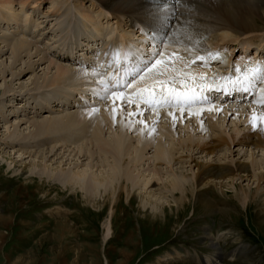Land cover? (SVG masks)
Listing matches in <instances>:
<instances>
[{"label": "rangeland", "instance_id": "1", "mask_svg": "<svg viewBox=\"0 0 264 264\" xmlns=\"http://www.w3.org/2000/svg\"><path fill=\"white\" fill-rule=\"evenodd\" d=\"M5 1L7 0H0L2 10H0V264H209L206 262V256L214 253L217 262L214 260L213 264H264V206H261L263 202L256 196L255 199L251 198L250 204L243 205L244 202L238 196L241 188L246 190L255 188L254 179L249 181L248 177L236 178L233 182L225 180L209 194V189L199 191L203 192V195L198 192L201 196L199 194L192 196L190 193L185 200L186 207L176 206L174 202L180 193H177L175 198L164 194L161 201H171L172 208L165 204L167 208L164 216L161 214L155 217L150 210L149 212L141 205L143 198L150 199L148 196L150 194L144 190L141 192L143 194L136 192L135 196L130 197L125 193L111 196V193L110 196H97L93 200V197H86L79 189L72 190L70 184L65 183L62 173L64 170L71 173L78 171L77 162L73 161L72 156L77 152L74 151L75 146H79L83 140V142L88 140L84 136V131L74 126L75 129L72 130L60 129L40 136L35 134L36 127H34L35 123L43 119L65 115L68 112L77 113L79 110L82 113L81 111L98 109L92 114L96 113L99 116L102 110L114 108L116 118L113 123H110L109 119L107 121L103 119L107 123L103 122L105 127L101 129L103 134L105 132L103 135L105 139H111L114 130L123 132L128 139H133V146L141 145L138 142L143 140L153 139L155 142L163 143L162 145L167 148H172V151L177 149L179 155L183 151L181 143L190 136L206 139L208 136L224 135L228 138V135H235L238 131L243 133L250 127L254 117L255 120L262 118L264 120V107L253 102V95L251 96L253 101L250 102L232 99L220 102L215 98L216 100L210 102L203 100L187 107L182 106L184 99L182 97L179 102L181 105L167 103L152 107L132 96L131 93L132 87L134 93L139 87L148 89L154 85L156 78H153V81H144L149 77L148 71L145 74L143 72L144 75L141 74L143 79L139 81L137 80L140 76L133 78L129 90L122 87L113 90L108 86L107 99H101L96 93H103L104 85L100 83L102 79L107 84L109 80L113 81L115 75L107 76L111 71L120 67L124 69L119 64L127 59L120 58L115 53L119 48L120 36L124 35L126 46L131 47L129 64L134 70L138 69L133 67L135 63H140L141 67L144 59L148 60L139 53L152 55L158 50L161 51V55L156 58L164 62L168 61L166 67L168 71L164 70L162 64L153 69L158 74H163V78L166 77L165 88L187 91L186 85L193 81L192 77H196V79L200 78L197 80L199 87V82H209L207 80L210 78L213 79L211 83H214V85L210 84L212 87L217 82L224 81V87L227 89L233 85L232 79L238 76L243 79L247 72L241 70L242 68L239 69L238 66L240 54L245 52V48L250 47L247 54L252 53V55L254 50L260 48L258 50L264 55V28L249 36L245 33L238 37L229 29H221L217 32L219 40L214 39L216 46L211 47L209 53L198 54L199 51L193 50L192 54V51L187 52L189 49L183 50L184 52L172 51L164 46L161 49L160 45L152 49V45L140 35V31L137 29L133 31V28H130L131 21L120 17L123 21L118 24L117 19L107 18L97 6L92 7L88 0L83 2L82 0H28L23 8L20 0H13L12 8L14 7L13 10L18 13L16 17L9 9L2 8L1 4ZM86 11L90 13V18H85ZM5 15H9V18ZM27 17L28 20L25 21ZM95 20L98 22L96 25L93 23ZM261 22L263 21H258L260 27H263ZM99 28L105 31L100 32ZM223 34L227 35L225 40H222ZM209 37L211 40L209 38L208 40L212 42L213 36ZM3 39L7 41L4 43ZM19 39H26L31 43L35 56L31 57L32 59L24 56L22 61L12 65L15 60L8 41L14 43ZM86 45L92 47L91 50L86 49ZM36 50L40 51L38 56ZM73 51L74 55H77L79 65L67 58ZM174 53L176 57L172 55ZM215 53H219V57L214 55ZM99 54H102V57H99ZM202 55L208 58L205 56V60H199L198 57ZM177 58L180 60L178 61ZM207 59L212 64L209 68H215L224 79L222 76L202 75V71H198L209 70ZM246 60L248 62L251 60L250 63L254 67H264L263 57L253 62L252 58ZM29 62L32 63L31 66ZM83 65L87 66L88 76L80 75L79 78L71 79L67 76L62 83L52 82L56 81L58 66L81 68ZM193 69L198 73L193 74ZM116 73H119L120 78L122 77V73ZM165 74L171 75L167 77ZM159 77L157 76V79ZM160 80H163L162 77ZM186 81L190 82L182 86ZM194 81L196 83L195 79ZM253 81L254 85H257L249 86ZM250 83L246 82V86L250 89L256 92L264 91V84H261L264 83V79H251ZM157 85L159 86V84L155 86ZM236 86L245 88V82L235 84L234 87ZM111 91L132 96L130 98L140 102L141 109L145 111L143 115L138 114V111L135 116L130 114L131 111L138 110L135 108L136 104L122 105L123 107L118 106L117 102L112 104ZM205 92L207 96L210 94L207 90ZM204 105L206 108L219 106L220 109L217 114H214V110H211L212 113L204 112L199 120L189 113L193 108ZM59 108H64V111H58ZM167 111L175 112V122L170 115L165 114ZM153 112L155 115H160L155 120H151L152 117L155 118ZM180 112H183V115ZM90 117L89 119L85 117L89 124L85 122L86 119L84 120L90 129L88 137L92 134V128L96 123V121L92 122ZM198 122H202L204 129ZM90 124L93 125L90 127ZM8 127L10 130H7ZM60 131H63V134ZM77 138H79L78 144L75 142ZM244 144L232 143L231 150H227L223 145L215 156L203 157L196 154L192 166L190 163H185L182 168L176 160L174 163L173 161L167 163L164 159L161 160V166L163 170L165 169V173L179 169L190 174L196 162L219 165L246 162L250 166L255 160L258 164L254 169L250 166L251 172L264 173V152L256 149L251 151L248 144ZM142 145L143 150L139 156L144 165L137 164V170L133 172L134 176L147 175L148 171L143 172V169L149 167V163L153 160L151 158L157 153L154 144L146 147L142 142ZM252 146L254 148V145ZM81 157H83L80 159L81 163L89 162L88 159L86 160L87 157ZM125 158V166L129 164L134 168L133 159L136 158V154H129ZM95 170L97 169L93 168L90 172ZM129 185L131 187V184ZM155 199H158L156 194L152 196V200ZM206 200L214 204L207 203ZM204 206L209 208L205 209ZM108 222L111 223V235L105 237ZM215 241L221 242L220 245L218 244L219 251L211 245ZM177 254H179L178 259H167Z\"/></svg>", "mask_w": 264, "mask_h": 264}, {"label": "bare ground", "instance_id": "2", "mask_svg": "<svg viewBox=\"0 0 264 264\" xmlns=\"http://www.w3.org/2000/svg\"><path fill=\"white\" fill-rule=\"evenodd\" d=\"M27 1L28 0L19 1L22 8L27 3ZM83 1L85 0H82V2ZM88 1L91 3L92 7L97 6L102 12H104L107 18L111 17V19H117L116 21H118V24H120L119 22H121L122 20L120 19V17L128 19L127 21H131L132 23L129 25L130 28H133L132 29L133 31L136 29L140 31L139 32L140 35L143 36L146 41L150 42V44L152 45L151 47L152 49L153 47L163 45L165 48L172 49V51L173 50L186 51L189 49L187 52L192 51V54L194 52L193 50H197V52L199 51L198 54H200V52L205 53L206 51L209 53L208 50L211 47L216 46L215 45L216 43L214 44V42L215 40L216 41L219 40V36L217 35V32L221 29H229L230 31L233 32L234 35L238 37V35H242L245 33H247L248 34L247 36H249V34H253L254 32H257L260 29L264 28V0H88ZM1 5L3 6L2 8L9 9L13 16L15 17L18 16V13L15 12L16 10H13L14 7L12 8V6L14 5L13 0H7ZM87 12L88 11H86L84 16L85 18H90L91 15L90 13H87ZM1 15H3V13ZM8 16H6V18H9ZM111 19L109 18V20ZM26 20H28V17L25 18V21ZM258 21H263L261 22L263 27H260ZM93 23L94 25H96L98 22L97 20H95L93 21ZM98 30L100 32L105 31L100 28ZM210 35L213 36V39H212V42L214 41L213 43L210 41L211 40V37H209ZM226 36L227 35L223 34L222 40H225ZM208 38L210 40H208ZM233 40H236V39H233ZM2 41L5 43L7 39L6 40L3 39ZM119 41H120V44L118 48L119 50L118 56L120 58L127 59L129 62L131 60V51L129 48L131 47L126 46V37L124 35L122 37L120 36ZM8 42H10L9 49L11 50L12 55L14 56V60H15L12 63V65H15L19 61H22L23 60L22 58L24 56L25 57L28 56L29 58L31 57L33 58L35 56L32 52L33 46L31 45V43H29L28 40L26 41V39H21V40L19 39L16 42L13 41L14 43H11V41H8ZM91 48L92 47H90L89 45H86V49L91 50ZM248 49L245 48V53H243V55L239 58V62H238L239 69L242 68L241 70H246L247 71L246 73H249V70L254 68L253 64L250 63L251 60L248 62L246 59L252 58V62H253L254 60L258 58H262V57L264 58V55L261 54L262 51L258 50L260 48H257L256 50H254V55H252V53L247 54V52L250 51ZM36 51H34V53ZM116 52L117 50L115 51V53ZM74 53L75 52L73 51L72 52L73 63L75 64L77 63V65H79L78 64L79 61L77 62L78 60L76 57L77 55L75 56ZM39 54H40V51H37L36 56H38ZM99 57H102V54H99ZM105 57H106V54H105ZM177 60L179 61L180 58H177ZM131 63L133 64V62ZM31 65L32 63L29 62V66ZM162 65H164V67L162 66L163 68H165L164 70L168 71V68H166L168 66V61H165L164 63H162ZM207 66L209 68L210 64H208ZM86 67L87 66L85 65H83L81 68L79 67L78 68H74V67L64 68V67L58 66L56 69V81H52V82L62 83L63 80L67 76H70V79L74 77L79 78L80 75L86 77L89 75V71H86L87 69ZM133 67L140 68V63H135ZM33 68H34V65H33ZM155 71L156 70L153 69L151 72H148L149 77H147L144 81L145 82L147 80L153 81L152 79L156 78L157 76L162 77L163 80L166 78V77L163 78L164 77L163 74L160 75ZM198 71L199 72L202 71V75H207V76H212V77L213 76L220 77V75H222L215 68H211V67L209 68V70L202 69ZM198 71L196 69H193V72H194L193 74L198 73ZM19 75H21V73H19ZM112 75H115L112 82L118 83L119 85L121 84L125 85V82H126L125 72H122L121 78H120L119 73H115ZM166 75L168 77V75H171V74H165V76ZM160 77L158 78L159 80H160ZM192 78H193V81L189 83L188 85H186L185 89H188L187 92L194 93L196 98L193 101L196 100V101H199L200 103L203 101L202 97H204V94L201 93L199 90L200 87L197 86V80H199L200 78L199 79H196V77H192ZM158 79H156L155 81H157ZM194 79L196 80V83H194L195 82ZM254 81L251 82L249 86L251 87L256 86L257 84L254 85L255 83ZM48 83L50 82L48 81ZM138 83H137V86H138ZM139 84L141 85V83ZM148 84H151V83L148 82ZM212 84L214 85L213 82ZM261 84L263 85L264 83H261ZM161 87H162L161 85L159 86L157 85L156 87L152 89L154 92H156V94H158V97L161 96ZM119 88H121V86ZM243 89L244 88H241L239 86H236L233 88L228 87L227 89H224V93L221 95L224 97V99L222 97L221 100H224V101L228 100L229 98L225 97L226 94L232 95L236 92H237L236 99L242 100L243 98L244 100L245 95H247L248 92L249 94L251 92L254 97L253 102H255L257 105L264 107V91L263 90H262L263 92H256L250 89L246 91L247 93H245ZM181 92H186V91H181ZM211 92L212 91H208V93L210 94ZM117 93H120V92H117ZM163 95L164 97L167 95L165 88H164ZM124 96L129 98L131 102L127 104H123L124 101L119 97V95H117L116 97L112 96L110 98L112 101V104L117 102L118 106L120 107L122 105L132 106L136 104L135 108H137L138 110L135 109L136 111H131L130 114L136 113L137 111L139 112L138 114H142L145 112L143 109H141V105L139 104L140 102L134 100L133 98H130L132 97L130 95L124 94ZM181 99L183 98L181 97ZM184 101L185 100L183 99V102ZM204 106H197L193 108L191 112L187 111V114L189 112L191 115L196 116L199 120L202 117L204 112L205 114H207V113H212L213 111L211 112V110H214V114L215 113L217 114L220 109L219 106L217 107L212 106L210 107L211 110H209L210 109L209 107L206 108V106L205 107ZM116 107L115 109H118ZM58 111H64V108H59ZM241 111H242V108H241ZM81 112L82 113H80L79 110L77 113L68 112L65 115H58L53 118L43 119L40 122H37L34 124V127H36L35 134L40 135V136H43V135L45 136L46 134H50L60 129L67 130V128L72 130V129H75L76 127L79 129L80 127L81 128L80 131L82 130L84 131V136H86L88 140L85 142H83L84 141L83 140L79 146L77 147L75 146L74 151H77V152L75 155L73 156L71 155L72 157H74L73 161L75 160V163L77 162L76 167L78 168V171L71 173V172H66L64 170L62 173V177L66 181L65 183L70 184L69 187H71L72 190L79 189L81 192L84 193V195H86V197L87 196L91 198L93 197L92 200L95 199L97 196H106V195L110 196L111 193H112L111 196L112 195L116 196V194L119 196L125 193L127 194V197H130L131 195H134L136 192L139 194H143L141 192L144 190L148 194H150L148 195L150 196V199L143 198L141 200L142 202L141 205L143 206L144 209H147L148 211L150 210L153 213V216L159 217L161 214L164 216V213L167 208L165 207L167 206L165 204H168L172 208V205L170 203L171 201L170 202L161 201L164 194H169L170 196L175 198L177 193H180V195L178 194L179 197H176L174 202L177 204L176 206L186 207L187 203L185 204L186 202L185 200L188 198L190 193L193 196L195 194L197 195L201 193L199 191L209 189L210 190V191L208 190L209 191L208 194H209L213 189L217 188L220 182L222 184L223 181L225 180L227 181L229 180L233 182V180H235L236 178L243 179V178L248 177L249 181L251 179H254L256 181L255 182L256 186L254 189L248 188V190L241 188L238 194L239 199L242 202H244L243 205H247L249 202L250 203L252 202V199H251L252 197H254L253 199H255L256 196H258L259 201L263 202L261 206H264V173L253 174L250 169V166H252L253 169L257 167L258 163L255 160L252 161V164L250 166L246 162L237 163V164L233 163L232 165L231 164H225V165L210 164L209 162L208 164H206L203 162L202 163L196 162L195 166L192 167L191 169L192 173L190 174H187L186 172L181 171V170L179 171V169L178 171L170 170L169 172L165 173L164 172L165 169L163 170V167L161 166V163H162L161 160L163 159L166 160L167 163H170L172 161H173L172 163H174V160H176L180 164V167L185 165V163H190L191 165L196 159L195 158L196 154H200L203 157L215 156L217 155V152L221 150L223 145L226 147L227 150H231L232 149L231 145L232 143H235V142H238L240 145H245L244 143L248 144V147L251 149V151L253 149H256V150H260L264 152V120H262L263 118L251 121L250 127L246 131H244L243 133H241V131H238L236 132L235 135H228V138L224 135H220L218 137L208 136L206 139H199L195 136H190L186 141H183L181 143L183 151L181 152L182 154L179 155L178 154L179 152L177 151V149H174V151H172V148L171 149L167 148V146L162 145L163 143H160L157 141L155 142L153 139L148 140V141L140 140L141 142H138V143H140L141 145L133 146L132 145L133 139L132 140L130 138L128 139L127 136L123 132H116L114 130H113L112 138L105 139V137L103 136L105 132L103 134L102 132L103 130L101 129L104 126L103 124L106 123L104 120L107 121V119H109L110 123H113L114 118H116L114 115L115 113L114 108L113 109L108 108V109H105V111L102 110L101 115L99 116H97L96 113H94L95 115L92 114L93 111H89V110L85 112L83 111ZM121 113L123 112L121 111ZM169 113H173V112L167 111L165 114L169 115ZM196 113H199V114H196ZM153 114L152 115L150 114V116H153ZM92 115H94L93 118H92ZM86 116H87V119H89V117L91 116L90 120L91 121L93 120L92 122L95 123L96 121L95 125L92 128V134L89 137H88V134L90 132V129L87 126V124L89 123H87V119L85 118ZM132 116H135V115H132ZM158 116L160 115H155V118L152 117L151 120L157 119ZM85 119H86L85 122L87 124L84 123ZM198 123L200 127L204 129L202 122H198ZM92 125L90 124V127ZM110 128L112 129V127ZM7 130H10L9 127L7 128ZM18 131H19V127H18ZM60 132H62L63 134V131H60ZM62 138L64 137H61V139ZM78 141H79V138H77V141L75 142L78 144L79 143ZM142 142L146 147L150 144H154L155 149L157 150L156 151L157 153H156V156L154 157L152 156L153 158L151 159L153 160L150 159L152 162L149 163V167H147V169L145 170L143 169V172L148 171V174L147 175L139 174L137 176H134L133 172L137 170V166L144 165L143 163H141V158L139 156V154H141L143 150L141 149V147L143 146ZM252 145H254V148H252L253 147ZM42 153L45 154L44 152ZM132 153L136 154V158L133 159L135 163L134 168L132 166H129V164L125 166L126 164L125 157ZM177 154L178 156H175ZM80 155L84 156V158L87 157L86 160L88 159L89 162L84 163V164L81 163L80 159L83 157H81ZM93 168H96L97 170H95L96 172L93 171L91 173L90 170H92ZM98 168H100V170ZM193 168L195 169L193 170ZM250 175L252 176L249 177ZM151 183H152V186L150 187ZM129 184H131V187ZM155 194L156 196H158V199L152 200V196L154 197ZM201 195H203V192L201 193ZM206 202L207 203L209 202L210 204L212 203L214 204V202H210V200H206ZM201 203L203 202L201 201ZM212 207H214V205ZM208 208H205V209H208ZM110 224L111 223L108 222V229H107V233L105 234V237H109L111 235ZM213 238L214 237H212V240ZM218 244L220 245L221 242L215 241L211 245L213 248H215V250L219 251ZM179 254L175 255L174 257L170 256L167 259H178ZM214 260L217 262L215 253L206 256V262H208L209 264L210 263L213 264Z\"/></svg>", "mask_w": 264, "mask_h": 264}, {"label": "snow or ice", "instance_id": "3", "mask_svg": "<svg viewBox=\"0 0 264 264\" xmlns=\"http://www.w3.org/2000/svg\"><path fill=\"white\" fill-rule=\"evenodd\" d=\"M160 48L162 49L163 45H161ZM116 55H119V50H117ZM152 55H153V60H150L148 62V65L145 66V69H143V70L139 69V68L136 69L135 70L136 74H140L142 71L151 72L152 69L155 68L157 65L164 63V61H162L161 59L156 58V57H159L161 55V51L160 50L156 51ZM175 55L176 54L174 53L173 56L175 57ZM209 55H213V54L210 53ZM214 55L219 57V53H215ZM198 59L203 61V60H205V56L202 55V56L198 57ZM237 71H239V69H237ZM249 73H246L243 76V79H241V77L238 76V77L232 79L231 82L233 84H240V83H244V82L250 83L251 79H253V78L264 79V67H261V66L254 67V68L249 70ZM140 79H143V75H140ZM100 83L104 85V90H103V93H96V95L100 96L101 99H107L108 98V92H109L108 84L104 80H101ZM128 83L130 84V82H128ZM166 83H167V81L157 80V81H155L154 85H152L148 89H140V90H138L137 95L139 96L141 93L146 91V92H148L149 97H154L155 93L153 92L152 89L155 87L156 84H159V85L162 86L161 87V99H160V101L152 100L151 103H152V105L154 107L155 106H160L161 103L167 104V103H169V99L165 98L164 95H163V92H164V87L163 86L166 85ZM120 86L121 85H119L117 83L113 87L118 88ZM204 87H207V86L205 85ZM243 90L247 91L248 89L244 88ZM111 95L113 97H116L117 95H119V97L124 101L125 104L131 102L129 100V98L125 97L122 92L117 93L116 91H111ZM167 97L171 98L172 100H176V101H178L181 97H183L186 103L190 102V101H193L196 98L194 93H190V92H187V91L186 92H177L176 89H174V88H167ZM202 99L205 102H210V101L207 100L206 97H202ZM145 102L148 103L149 101H145ZM209 110H211V109H209ZM95 111H98V109H93V112H95ZM136 114L137 113H133L131 115H136ZM196 114H199V113H196ZM169 115L172 117L173 121L175 122V120H176L175 114L174 113H169ZM181 115H183V112L181 113ZM253 119L255 120V117ZM141 123H143V122H141Z\"/></svg>", "mask_w": 264, "mask_h": 264}]
</instances>
